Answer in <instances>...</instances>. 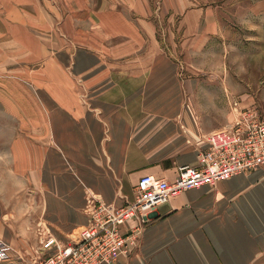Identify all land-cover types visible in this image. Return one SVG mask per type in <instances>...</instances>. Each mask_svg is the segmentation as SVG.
<instances>
[{
	"label": "crops",
	"instance_id": "crops-1",
	"mask_svg": "<svg viewBox=\"0 0 264 264\" xmlns=\"http://www.w3.org/2000/svg\"><path fill=\"white\" fill-rule=\"evenodd\" d=\"M184 1L170 39L157 25L132 23L130 15H151L144 0L116 7L126 24L95 25L98 35L84 36L74 62L87 97L75 91L64 60L59 78L46 64L21 66L36 52L19 36L30 30L0 21V91H22L19 77L27 70L44 92L48 129L31 172L30 201L39 195V205L29 215L0 206V237L13 248L31 254L47 232L70 239L95 201L123 205L142 176L173 180L179 167L198 166L207 136L238 119L230 93L257 91V52L246 49L262 38L264 0ZM17 5L0 15H20ZM6 68L13 78L3 77ZM113 264H264V167L158 205L136 249Z\"/></svg>",
	"mask_w": 264,
	"mask_h": 264
},
{
	"label": "rangeland",
	"instance_id": "rangeland-1",
	"mask_svg": "<svg viewBox=\"0 0 264 264\" xmlns=\"http://www.w3.org/2000/svg\"><path fill=\"white\" fill-rule=\"evenodd\" d=\"M130 1L140 6L141 0H0V11L10 12L13 3H18L17 6L20 7V15H0V21L7 24L18 22L23 28L28 27L30 30H23L19 36L24 44L36 46V52L34 59L28 61L30 63L23 61L21 66L26 64L33 69L43 64L44 68L46 64V68L49 66L47 73L59 78L61 71L57 65H61L64 60V63H68L63 64L65 70L67 68L71 77H74L77 87L75 91H83V97H87L89 91L77 79L74 64L79 49L84 47L83 38L86 36L88 41H92L94 35H98L96 31L99 28L95 25L110 26L117 22L126 24V17L121 12L116 13L115 9L127 7ZM220 1L199 0L202 4H216ZM144 2L149 7L148 14L151 15H130L128 17L134 19L132 23L157 25L160 32L164 30L167 39H170L175 25L181 23L177 8L184 7L185 1H181V5L179 0ZM186 2L189 3V0ZM257 36L262 37L257 40V48L246 49L250 53L257 52V91H231L230 107L236 117L247 109L244 107L250 106L257 109L258 115L264 118V29L261 33L257 32ZM241 50L238 47L234 51L238 54ZM35 61L39 63L31 64ZM26 71L24 69L19 77L22 91H0V206L7 211L23 210L25 215H29L30 208L40 203L39 195L30 201V194L35 192L31 172L35 159L39 158L40 147L46 145L48 129L42 102L44 92L36 91V85L30 81L29 72ZM3 72L5 79L14 76L7 68ZM5 84L9 87L12 85L8 81ZM78 233H74L73 237Z\"/></svg>",
	"mask_w": 264,
	"mask_h": 264
},
{
	"label": "built area",
	"instance_id": "built-area-1",
	"mask_svg": "<svg viewBox=\"0 0 264 264\" xmlns=\"http://www.w3.org/2000/svg\"><path fill=\"white\" fill-rule=\"evenodd\" d=\"M207 142L198 166L179 167L175 179L144 175L125 204L95 201L88 208L86 225L70 239L47 232L29 254L0 237V264H113L136 249L142 224L158 205L188 189L264 167V118L255 108L243 110L235 123L211 132ZM132 220L137 224L127 228Z\"/></svg>",
	"mask_w": 264,
	"mask_h": 264
}]
</instances>
